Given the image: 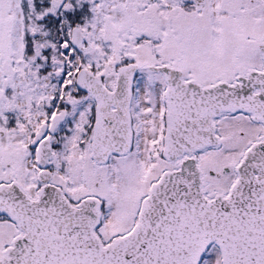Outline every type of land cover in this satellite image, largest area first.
<instances>
[{"label": "snow or ice", "instance_id": "6c2138e0", "mask_svg": "<svg viewBox=\"0 0 264 264\" xmlns=\"http://www.w3.org/2000/svg\"><path fill=\"white\" fill-rule=\"evenodd\" d=\"M0 264H264V0H0Z\"/></svg>", "mask_w": 264, "mask_h": 264}]
</instances>
